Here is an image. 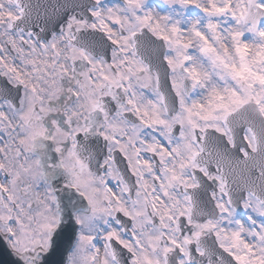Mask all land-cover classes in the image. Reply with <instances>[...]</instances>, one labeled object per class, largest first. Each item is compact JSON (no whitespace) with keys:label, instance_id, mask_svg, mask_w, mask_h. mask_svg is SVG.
Instances as JSON below:
<instances>
[{"label":"snow or ice","instance_id":"6c2138e0","mask_svg":"<svg viewBox=\"0 0 264 264\" xmlns=\"http://www.w3.org/2000/svg\"><path fill=\"white\" fill-rule=\"evenodd\" d=\"M0 244L264 264V0H0Z\"/></svg>","mask_w":264,"mask_h":264},{"label":"water","instance_id":"95a60500","mask_svg":"<svg viewBox=\"0 0 264 264\" xmlns=\"http://www.w3.org/2000/svg\"><path fill=\"white\" fill-rule=\"evenodd\" d=\"M13 257H11L7 249L0 244V264H13Z\"/></svg>","mask_w":264,"mask_h":264}]
</instances>
